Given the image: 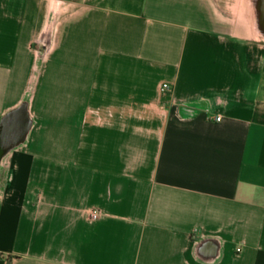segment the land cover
I'll use <instances>...</instances> for the list:
<instances>
[{
    "label": "crops",
    "instance_id": "obj_1",
    "mask_svg": "<svg viewBox=\"0 0 264 264\" xmlns=\"http://www.w3.org/2000/svg\"><path fill=\"white\" fill-rule=\"evenodd\" d=\"M261 1L0 0V264H264Z\"/></svg>",
    "mask_w": 264,
    "mask_h": 264
},
{
    "label": "built area",
    "instance_id": "obj_2",
    "mask_svg": "<svg viewBox=\"0 0 264 264\" xmlns=\"http://www.w3.org/2000/svg\"><path fill=\"white\" fill-rule=\"evenodd\" d=\"M169 84L167 82L161 83V89H168ZM215 119H220V115H216ZM81 211L88 216L89 218H95L99 215V209L95 207H84L81 209Z\"/></svg>",
    "mask_w": 264,
    "mask_h": 264
},
{
    "label": "rangeland",
    "instance_id": "obj_3",
    "mask_svg": "<svg viewBox=\"0 0 264 264\" xmlns=\"http://www.w3.org/2000/svg\"><path fill=\"white\" fill-rule=\"evenodd\" d=\"M261 3L263 4V13H264V0H262Z\"/></svg>",
    "mask_w": 264,
    "mask_h": 264
}]
</instances>
